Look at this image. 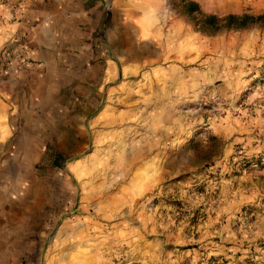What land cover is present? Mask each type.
Wrapping results in <instances>:
<instances>
[{"label":"rangeland","instance_id":"obj_1","mask_svg":"<svg viewBox=\"0 0 264 264\" xmlns=\"http://www.w3.org/2000/svg\"><path fill=\"white\" fill-rule=\"evenodd\" d=\"M243 14L84 0L50 86L0 94V264H264V28L202 31Z\"/></svg>","mask_w":264,"mask_h":264},{"label":"crops","instance_id":"obj_2","mask_svg":"<svg viewBox=\"0 0 264 264\" xmlns=\"http://www.w3.org/2000/svg\"><path fill=\"white\" fill-rule=\"evenodd\" d=\"M83 3L84 0H8L7 10L0 6L1 95L7 93L14 99L22 89L23 95L31 98L50 86L49 62L70 54L66 48L70 47L69 32L76 25L81 29ZM17 4L22 6L17 20L3 23L2 17L8 16L10 6ZM1 211L0 205V215Z\"/></svg>","mask_w":264,"mask_h":264},{"label":"trees","instance_id":"obj_3","mask_svg":"<svg viewBox=\"0 0 264 264\" xmlns=\"http://www.w3.org/2000/svg\"><path fill=\"white\" fill-rule=\"evenodd\" d=\"M249 26H260L264 28V14L254 16L252 14H243L242 16L228 15L222 19L216 16H209L206 20V27L202 31L214 33L221 28L226 29H244Z\"/></svg>","mask_w":264,"mask_h":264},{"label":"bare ground","instance_id":"obj_4","mask_svg":"<svg viewBox=\"0 0 264 264\" xmlns=\"http://www.w3.org/2000/svg\"><path fill=\"white\" fill-rule=\"evenodd\" d=\"M235 5H237V4H235L234 1H228V2L224 3V5L221 7L222 8L221 10L228 11V10L234 9ZM231 6H233V7H231Z\"/></svg>","mask_w":264,"mask_h":264},{"label":"built area","instance_id":"obj_5","mask_svg":"<svg viewBox=\"0 0 264 264\" xmlns=\"http://www.w3.org/2000/svg\"><path fill=\"white\" fill-rule=\"evenodd\" d=\"M8 4V0H2L1 3H0V6H4Z\"/></svg>","mask_w":264,"mask_h":264},{"label":"water","instance_id":"obj_6","mask_svg":"<svg viewBox=\"0 0 264 264\" xmlns=\"http://www.w3.org/2000/svg\"><path fill=\"white\" fill-rule=\"evenodd\" d=\"M231 7H233V6H231ZM231 7H230V8H231ZM228 9H229V8H228Z\"/></svg>","mask_w":264,"mask_h":264}]
</instances>
